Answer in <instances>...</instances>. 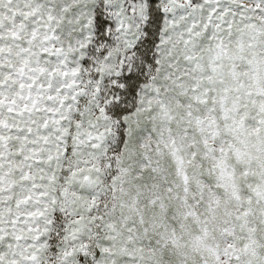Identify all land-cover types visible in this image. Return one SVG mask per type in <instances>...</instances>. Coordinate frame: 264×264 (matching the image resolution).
<instances>
[{
    "label": "snow or ice",
    "instance_id": "obj_1",
    "mask_svg": "<svg viewBox=\"0 0 264 264\" xmlns=\"http://www.w3.org/2000/svg\"><path fill=\"white\" fill-rule=\"evenodd\" d=\"M0 264H264V0H0Z\"/></svg>",
    "mask_w": 264,
    "mask_h": 264
}]
</instances>
